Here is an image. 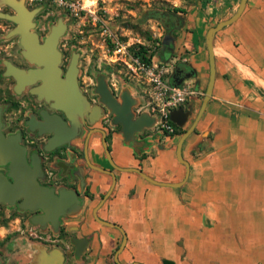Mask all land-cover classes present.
Here are the masks:
<instances>
[{"label":"crops","instance_id":"1","mask_svg":"<svg viewBox=\"0 0 264 264\" xmlns=\"http://www.w3.org/2000/svg\"><path fill=\"white\" fill-rule=\"evenodd\" d=\"M170 2L184 11L164 13L168 27L158 38L156 57L170 64L171 82L189 83L195 93L179 107L184 119L176 114L180 123L172 121L173 133L163 134L152 123L129 141L114 134L111 154L118 166L177 183L186 166L176 156V143L193 122L208 81L206 32L234 14L240 0ZM213 50L212 94L181 147L189 166L184 182L160 185L117 170L114 188L97 210L126 234L118 254L122 264H264V0H247L240 16L215 33ZM86 153L92 164L109 168L96 134ZM85 176L88 190L81 191L87 195L69 215L65 237L55 235L54 246L32 243L26 264H116L122 233L92 213L112 178L90 167ZM82 239L77 255L75 240Z\"/></svg>","mask_w":264,"mask_h":264},{"label":"water","instance_id":"2","mask_svg":"<svg viewBox=\"0 0 264 264\" xmlns=\"http://www.w3.org/2000/svg\"><path fill=\"white\" fill-rule=\"evenodd\" d=\"M2 3L10 6L14 13H7L0 11V18L9 20L15 26L7 33V35H18V42L20 45V54L30 64H36L37 67H29L28 69L20 68L14 65L10 60H4L3 64L5 76L10 75L15 79L14 89L17 93L27 85H32L29 89L31 94L37 95L39 98L46 100H55V106L62 109L65 115L71 122V130H76L79 121L78 117L86 119L88 124L96 121V111L89 107L77 85L74 82L73 60L66 71V76H61L60 51L57 48L59 36L64 32L66 24L59 18L56 23L52 24L49 33L44 37L43 41L38 37L34 30L35 23L33 17L38 12L39 8L29 9L23 0H1ZM247 0H240L237 10L230 17L220 20L215 25L208 28L205 36V43L208 52L209 74L206 89L198 109V112L191 123V125L180 135L176 143V156L180 162L186 166V174L182 181L177 183H169L157 181L147 175L138 167H121L116 165L106 146L104 135L102 137V145L104 147L108 163L115 169L121 171L137 172L146 180L160 185L179 186L186 179L189 166L186 160L182 158L181 147L186 137L193 131L196 123L201 117L205 106L212 94V88L215 80L216 66L213 50V39L217 31L224 26L235 21L243 11ZM38 82V83H37ZM181 81L177 80L179 84ZM37 83V84H35ZM97 91L101 95L102 102L110 109L111 113L115 115L114 121L122 125V135L125 141L134 138L136 132H140L143 128L150 127L154 119L147 113H142L136 118L133 117L131 105L136 103L129 91L124 89L121 93L122 104H119L112 96L109 89L106 87L103 76L99 78V85ZM179 113L184 119L182 109L173 110L170 113L171 121L180 123L176 114ZM51 123L54 124V137L51 138L47 144V148L52 145H60L65 140L66 122L60 117L51 118ZM51 129V128H50ZM103 133V131L101 130ZM34 159V155H33ZM85 159L88 166L98 172L109 174L112 177V182L108 190L102 195L97 204L93 208V216L100 223L108 226L117 227L122 233V239L113 254V259L116 264H122L118 259V254L126 244V234L122 227L116 223L101 219L97 215L98 208L104 203L106 198L111 194L115 183V174L112 169L99 167L92 164L88 160L87 153ZM7 165V172L0 170V204L4 203L8 206L16 205L19 210H28L34 212L40 210V213L32 214L29 217V222L32 225H40L45 228L46 223H50L54 231L58 230L60 224V217L71 215L82 208L84 203V196L81 190L65 189L53 190L47 186L41 185L37 177L40 176V169L36 162L30 165L26 158V149L20 143L19 134L4 135L0 127V166ZM82 240H75L76 254L79 255L84 248ZM132 264H141L133 262Z\"/></svg>","mask_w":264,"mask_h":264},{"label":"flooded vegetation","instance_id":"3","mask_svg":"<svg viewBox=\"0 0 264 264\" xmlns=\"http://www.w3.org/2000/svg\"><path fill=\"white\" fill-rule=\"evenodd\" d=\"M25 5L28 7L26 3ZM28 8L30 9V7ZM12 13H14V11L11 12V14ZM39 14L38 11L33 17L35 27L39 19ZM166 19H168V17H165L163 28L168 27L166 25ZM64 23L66 24V22ZM92 24L96 25L95 22H92ZM169 24L172 23L170 22ZM51 26L52 24L49 26L46 35L49 33ZM67 28L68 26L66 24L65 30L59 36L57 42V48L60 51L59 66L61 68V76L65 78L66 71L73 60L74 82L88 102L89 107L96 111V121L92 124H88L86 119L78 117L79 124L76 130H71L72 125L70 120L62 109L55 106V100H46L45 98H39L37 95L31 94L29 89L32 85L25 86L21 92L17 93L14 89L15 79L7 75L3 77L5 83L2 87V92H0V127L6 136L9 134H19L20 143L26 149L28 163L32 165L34 161L39 166L41 174L37 179L41 185L52 188L53 190H60L61 188L88 190L85 170L89 168V166L86 162L85 154L88 152L92 136L96 134L99 138L101 154L107 161V156L102 145L103 135L113 160L111 154L112 138L114 134H122V125L114 121L115 115L111 113L110 109L102 102L101 95L97 91L99 78L103 76L106 87L119 104L123 102L121 93L124 89L121 88L117 91L118 93H116L111 82H109L110 78L107 67L100 63L92 62L90 58H87L88 39L82 40V46H80L79 44L81 42L77 40V37L66 35ZM36 32L40 40L43 41L46 35H42L41 32L38 31ZM109 38L114 40L111 36H109ZM11 62L24 69L37 67L36 64H30L23 57L22 60H11ZM175 71V73L182 76L180 68ZM129 94L134 98L130 92ZM134 99L136 103L132 104L130 107L134 114L132 117L133 119L138 116V114H136L137 99ZM55 117H60L66 122L65 140L60 145H52L50 148H47L49 140L54 137V124L51 123L50 119ZM144 130H146V128L142 129V131ZM108 165L109 168L107 169L117 171V169L113 168L110 164ZM0 170L6 173L8 170L7 165L0 166ZM82 195L84 196L87 194L82 192ZM14 206L17 208L16 205ZM25 211L29 212L30 215L40 213V210L34 212ZM68 218L69 215L60 217V224L57 231L53 230L49 222L46 223L45 228H41L40 225L36 226L39 228V231L49 232V238L53 242L52 246H54L55 235L65 237L67 234L66 222Z\"/></svg>","mask_w":264,"mask_h":264},{"label":"rangeland","instance_id":"4","mask_svg":"<svg viewBox=\"0 0 264 264\" xmlns=\"http://www.w3.org/2000/svg\"><path fill=\"white\" fill-rule=\"evenodd\" d=\"M23 1L30 9L39 8L40 14L35 31L46 35L49 26L62 18L68 26L67 36L77 37L81 42L80 46L82 40L88 39L87 58L105 65L109 73V82L115 77L118 80L117 85L128 90L137 99V103L139 102L140 86L134 77L125 76L123 51L116 48V44V47L113 46L104 29L106 28L114 39L117 37L119 44L125 45L130 52L137 46L143 48L142 44L155 46L158 38L163 35L165 18L162 14L175 12L170 0ZM81 6L84 7L81 9ZM0 11L11 13L13 9L0 0ZM13 27V22L0 18V92L5 83L3 61L22 60L18 35H7ZM163 55L165 58L170 56L168 52ZM30 216L29 212L19 210L15 206L0 204V264H26L24 260L32 243L52 246L49 232L39 231L36 225L29 222Z\"/></svg>","mask_w":264,"mask_h":264},{"label":"built area","instance_id":"5","mask_svg":"<svg viewBox=\"0 0 264 264\" xmlns=\"http://www.w3.org/2000/svg\"><path fill=\"white\" fill-rule=\"evenodd\" d=\"M72 5L73 3L70 4V6ZM83 7L81 6V9ZM104 33L110 36L106 28ZM111 43L123 51L125 57L122 61L126 67L125 76L134 77L140 86L141 98L136 104V114L147 113L154 119L153 128L155 130L167 135L173 133L175 128L170 119V113L183 106L189 96L195 93L192 85L170 81V64L159 61L156 57L158 42L155 46L142 44L143 48L137 46L131 52L125 45L119 44L117 37L111 40ZM110 82L115 91L121 89L117 85L118 80L115 77H112Z\"/></svg>","mask_w":264,"mask_h":264},{"label":"trees","instance_id":"6","mask_svg":"<svg viewBox=\"0 0 264 264\" xmlns=\"http://www.w3.org/2000/svg\"><path fill=\"white\" fill-rule=\"evenodd\" d=\"M173 11H175V12H182V11H184L182 8H179V7H173ZM162 16H163V18H165L166 17V15H164V13L162 14ZM165 20V19H164ZM163 263L164 264H175L173 261H171V260H167V259H164L163 260Z\"/></svg>","mask_w":264,"mask_h":264},{"label":"bare ground","instance_id":"7","mask_svg":"<svg viewBox=\"0 0 264 264\" xmlns=\"http://www.w3.org/2000/svg\"><path fill=\"white\" fill-rule=\"evenodd\" d=\"M92 3V2H91Z\"/></svg>","mask_w":264,"mask_h":264}]
</instances>
